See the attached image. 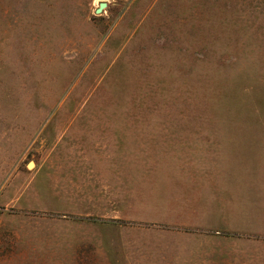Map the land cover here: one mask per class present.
Masks as SVG:
<instances>
[{"label":"rangeland","instance_id":"obj_1","mask_svg":"<svg viewBox=\"0 0 264 264\" xmlns=\"http://www.w3.org/2000/svg\"><path fill=\"white\" fill-rule=\"evenodd\" d=\"M0 264H264V0H0Z\"/></svg>","mask_w":264,"mask_h":264},{"label":"water","instance_id":"obj_2","mask_svg":"<svg viewBox=\"0 0 264 264\" xmlns=\"http://www.w3.org/2000/svg\"><path fill=\"white\" fill-rule=\"evenodd\" d=\"M106 7L105 3H100L98 8L95 10V13L98 15L102 12V10Z\"/></svg>","mask_w":264,"mask_h":264}]
</instances>
